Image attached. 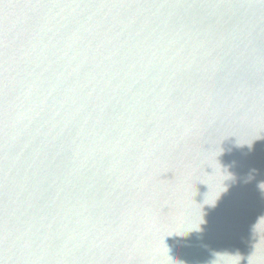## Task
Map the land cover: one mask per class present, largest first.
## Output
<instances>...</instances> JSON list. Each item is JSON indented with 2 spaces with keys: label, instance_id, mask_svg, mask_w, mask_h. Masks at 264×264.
Returning a JSON list of instances; mask_svg holds the SVG:
<instances>
[{
  "label": "water",
  "instance_id": "obj_1",
  "mask_svg": "<svg viewBox=\"0 0 264 264\" xmlns=\"http://www.w3.org/2000/svg\"><path fill=\"white\" fill-rule=\"evenodd\" d=\"M262 183L264 0H0V264H264Z\"/></svg>",
  "mask_w": 264,
  "mask_h": 264
},
{
  "label": "clouds",
  "instance_id": "obj_2",
  "mask_svg": "<svg viewBox=\"0 0 264 264\" xmlns=\"http://www.w3.org/2000/svg\"><path fill=\"white\" fill-rule=\"evenodd\" d=\"M261 185H264V183H262ZM261 185H260V187H261ZM262 189H264V187H261Z\"/></svg>",
  "mask_w": 264,
  "mask_h": 264
}]
</instances>
